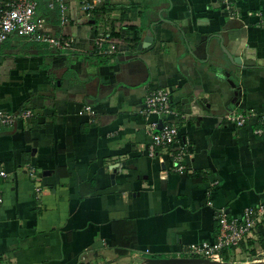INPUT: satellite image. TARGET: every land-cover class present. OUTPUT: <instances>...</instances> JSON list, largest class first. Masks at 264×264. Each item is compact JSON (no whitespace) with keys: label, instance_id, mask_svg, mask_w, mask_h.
Listing matches in <instances>:
<instances>
[{"label":"crops","instance_id":"1","mask_svg":"<svg viewBox=\"0 0 264 264\" xmlns=\"http://www.w3.org/2000/svg\"><path fill=\"white\" fill-rule=\"evenodd\" d=\"M41 10L72 44L0 42V109L30 112L0 126V260L183 256L214 241L221 212L240 220L264 205L257 118L241 127L224 118L264 115V0H103L85 13L71 3L64 24ZM101 30L116 39L115 54L93 52ZM156 88L170 91L167 117L144 112ZM166 121L184 146L183 172L168 151L147 154L150 130ZM261 234L264 217L253 238Z\"/></svg>","mask_w":264,"mask_h":264},{"label":"built area","instance_id":"2","mask_svg":"<svg viewBox=\"0 0 264 264\" xmlns=\"http://www.w3.org/2000/svg\"><path fill=\"white\" fill-rule=\"evenodd\" d=\"M103 0H0V42L11 37H19L28 42L42 44L54 50H64L71 47L72 38L63 34H52L46 26L47 18L44 16L41 6L46 9L57 11L61 24L68 21L67 10L69 4L85 13L100 5ZM230 9V7H226ZM117 41L107 31H98L93 43V52L98 55L110 56L117 51ZM144 112L156 113L167 117L172 113L170 91L167 88H156L150 91L144 100ZM30 112L24 110L19 114H13L0 109V126L12 125L20 118L29 116ZM257 118V127L253 133L264 135V115L250 111H230L224 114L227 121L238 127L244 126L251 118ZM152 129V128H151ZM151 131V141L148 145L147 154L153 156L156 149L166 150L174 162L173 170L183 172L186 166L183 162L185 156L184 146L178 144V130L174 123L166 121L157 131ZM186 149V146H185ZM25 170L29 176L34 177V167L26 164ZM7 177V173L0 165V181ZM36 192H40L39 183L35 186ZM264 217V205L247 207L240 220L228 219L221 212L218 219V227L214 241L210 244L190 246L183 256H197L215 261H227L226 254L229 248L250 242L257 230L260 220ZM0 264H8L0 260Z\"/></svg>","mask_w":264,"mask_h":264},{"label":"water","instance_id":"3","mask_svg":"<svg viewBox=\"0 0 264 264\" xmlns=\"http://www.w3.org/2000/svg\"><path fill=\"white\" fill-rule=\"evenodd\" d=\"M239 62V58L235 59ZM248 63V62H247ZM253 63V62H252ZM139 264H234L231 261H215L197 256L144 257ZM247 264H263L261 261Z\"/></svg>","mask_w":264,"mask_h":264},{"label":"rangeland","instance_id":"4","mask_svg":"<svg viewBox=\"0 0 264 264\" xmlns=\"http://www.w3.org/2000/svg\"><path fill=\"white\" fill-rule=\"evenodd\" d=\"M259 238H253L250 245L242 246L240 252L228 251V261L234 264H247L251 262L264 261V239L263 241H256ZM248 243V242H247Z\"/></svg>","mask_w":264,"mask_h":264},{"label":"trees","instance_id":"5","mask_svg":"<svg viewBox=\"0 0 264 264\" xmlns=\"http://www.w3.org/2000/svg\"><path fill=\"white\" fill-rule=\"evenodd\" d=\"M261 236H262V234L260 235V239H258V240H256V241H263L264 237H261ZM250 243H251V242H248V243H245V244H242V245H243V246H247V245H250ZM240 245H241V244H240ZM238 246H239V245H238ZM238 246H233V247L229 248L228 251H229V252H230V251H233V252H234V251L237 249ZM225 254H226V257H228L229 253H225ZM226 260H227V258H226ZM227 261H228V260H227Z\"/></svg>","mask_w":264,"mask_h":264}]
</instances>
